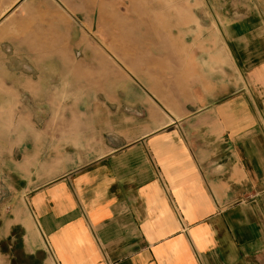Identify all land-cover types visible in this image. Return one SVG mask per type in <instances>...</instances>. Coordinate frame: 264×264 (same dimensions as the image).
I'll return each mask as SVG.
<instances>
[{"label": "crops", "instance_id": "obj_1", "mask_svg": "<svg viewBox=\"0 0 264 264\" xmlns=\"http://www.w3.org/2000/svg\"><path fill=\"white\" fill-rule=\"evenodd\" d=\"M187 3L181 54L224 64L218 86L198 65L157 101L117 73L65 92L64 65L0 85V108L13 92L47 107L29 131L0 113V264H264V0ZM224 67L242 83L219 100Z\"/></svg>", "mask_w": 264, "mask_h": 264}, {"label": "rangeland", "instance_id": "obj_2", "mask_svg": "<svg viewBox=\"0 0 264 264\" xmlns=\"http://www.w3.org/2000/svg\"><path fill=\"white\" fill-rule=\"evenodd\" d=\"M188 1L192 0H0V85L29 80L26 70L32 65H64L68 73L64 81L56 75L55 83L60 88L63 82L65 92L104 90L101 82L117 73L118 81L137 82L157 101L165 95L174 97L176 83L190 81L188 67L198 65V82L210 81L213 72L218 86L219 66L224 64L203 52L199 43L192 49L184 47L187 53L181 54L190 26L185 20L190 16ZM224 68L231 88L217 87L219 100L234 92L236 82L242 83L233 67ZM37 77L45 85L51 80L47 74L33 75V80ZM126 93L120 90V97ZM11 97L14 104L0 108L8 130L22 123L29 131L25 129L34 113L45 117L46 105L33 104L31 96L25 95L22 104L14 92ZM5 140L8 147L15 143L14 138ZM0 187L4 188L2 180ZM0 197V209H5L9 203L2 200L7 197L2 189Z\"/></svg>", "mask_w": 264, "mask_h": 264}]
</instances>
